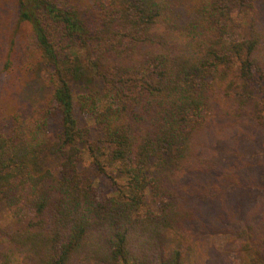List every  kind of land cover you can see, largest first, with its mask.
Instances as JSON below:
<instances>
[{"label": "trees", "instance_id": "trees-1", "mask_svg": "<svg viewBox=\"0 0 264 264\" xmlns=\"http://www.w3.org/2000/svg\"><path fill=\"white\" fill-rule=\"evenodd\" d=\"M14 2L33 36L4 68L39 60L48 74L0 116V207L16 226L0 224V264H191L201 178L212 200L242 187L240 166L202 150L204 133L248 120L264 142V0ZM232 233L243 261L264 260V224Z\"/></svg>", "mask_w": 264, "mask_h": 264}, {"label": "rangeland", "instance_id": "rangeland-1", "mask_svg": "<svg viewBox=\"0 0 264 264\" xmlns=\"http://www.w3.org/2000/svg\"><path fill=\"white\" fill-rule=\"evenodd\" d=\"M235 17V24L243 30L249 25L248 15L243 13ZM261 27L264 30V2L261 10ZM32 27L18 18L14 0H0V116H5V110L20 109L28 106L29 100L40 93V81L48 74L47 68L39 60L30 68L14 65L10 70L4 68V58L8 49L15 46V52L23 57V46L32 41ZM75 92L80 91V85L74 86ZM81 123L89 125V117L82 115L77 109ZM4 112V113H3ZM7 112V111H6ZM3 113V114H2ZM57 122L53 120L50 133L53 134ZM94 133L89 140H95ZM55 139H50L45 153V162L55 166L58 157L54 151ZM202 150L213 156L224 167L227 164L240 166L242 187L231 184L224 187L219 195L213 196V178L202 177L205 189H198L195 203L208 210L205 220L199 222L204 233L196 245L191 264H264V260L248 257L243 261L238 252V241L234 239L232 230L239 229L246 223L264 224V142L261 133L254 123L243 120L238 124H228L219 120L214 122L204 133ZM87 153V152H86ZM86 164L91 166V159L86 154ZM215 157V158H214ZM236 167V168H237ZM200 186V185H199ZM105 193H110V186L100 183ZM212 188V189H211ZM206 208V209H205ZM210 214V215H209ZM213 222V224H212ZM1 226L15 228V222L8 212L0 207ZM211 225V227H208ZM214 225V226H212ZM209 228V229H208ZM253 258V259H252Z\"/></svg>", "mask_w": 264, "mask_h": 264}]
</instances>
